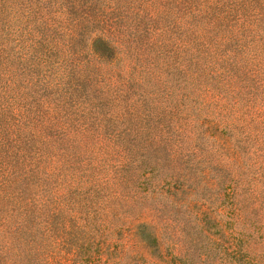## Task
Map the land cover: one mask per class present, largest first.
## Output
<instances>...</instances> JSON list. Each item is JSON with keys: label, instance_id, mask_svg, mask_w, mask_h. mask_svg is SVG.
<instances>
[{"label": "rangeland", "instance_id": "obj_1", "mask_svg": "<svg viewBox=\"0 0 264 264\" xmlns=\"http://www.w3.org/2000/svg\"><path fill=\"white\" fill-rule=\"evenodd\" d=\"M0 264H264V0H0Z\"/></svg>", "mask_w": 264, "mask_h": 264}]
</instances>
